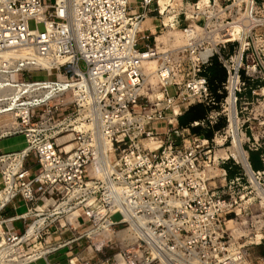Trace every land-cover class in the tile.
Segmentation results:
<instances>
[{
    "label": "built area",
    "instance_id": "2783aa9c",
    "mask_svg": "<svg viewBox=\"0 0 264 264\" xmlns=\"http://www.w3.org/2000/svg\"><path fill=\"white\" fill-rule=\"evenodd\" d=\"M133 1L139 13L131 10ZM165 1L161 10L159 0H0V110L11 115L4 124L13 120L0 138L25 140L20 151L0 152V212L16 197L27 206L16 217L23 233L8 229L1 249L37 257L43 248L37 254L32 249L57 222L64 244L84 240L92 252L70 254L68 264H252L224 226L236 198L210 186L219 144L196 135L177 144L170 138L177 128H168L175 123L169 114L176 119L194 105H216L203 75L213 57L227 72L222 88L235 103L238 54L228 59L220 49L236 41L226 36L232 22L225 18L232 9L241 15L243 5L245 13L247 4ZM151 12L161 27L180 28L182 48L169 42L160 50L165 45L156 38L147 42L150 36L139 27ZM30 21L42 28L30 29ZM151 61L162 105L142 109L144 68ZM51 71L62 82L46 86ZM37 72L47 79L34 80ZM168 86L175 87L173 95ZM212 119L191 127L209 128ZM219 170L225 180L226 171ZM120 241L125 246L113 251Z\"/></svg>",
    "mask_w": 264,
    "mask_h": 264
},
{
    "label": "rangeland",
    "instance_id": "374dc122",
    "mask_svg": "<svg viewBox=\"0 0 264 264\" xmlns=\"http://www.w3.org/2000/svg\"><path fill=\"white\" fill-rule=\"evenodd\" d=\"M240 1L246 2V0H239V2ZM247 1L251 5V12H253L252 0ZM254 2L255 9L253 14L249 17V30L247 33H244V38H242V40L237 39L236 41L228 43L225 45V48L220 49L221 54L225 57L227 56L226 58L228 59L230 57L234 59L238 54L235 58L236 62L238 56L242 52L241 50H244L241 65L238 69V90L235 94V103L232 102V94L227 99V94L225 93L222 99L219 102H216L217 104L211 109L212 111L209 110L207 112L206 116L212 115L213 119L211 120L212 123L208 124L209 130L207 134H210V136L208 137V135H206V138H215V142L219 145L222 143V140H226L223 147L219 145L214 146L215 161L210 168L209 174L210 176H213L210 177L209 182L214 191L224 198L229 196L236 198L235 207L230 212H226L223 215L225 229L237 245L245 246L246 258L249 262L252 264H264V171L257 173L251 172V170L249 171L240 160H237L236 162L235 158H233L235 160L231 159L232 153L235 152L238 146V143L235 142L233 136H236V139L238 140L240 139V147L246 155L247 163V150L264 149V0H254ZM166 3L165 0H162V2L159 3L161 10H164V5ZM231 3L232 2L230 1L229 4ZM133 7H135V5H133ZM243 9L244 5L241 14L244 13ZM234 11L235 9H232L231 15H227L225 21L233 23L241 16L237 15ZM168 17L169 14H166V16L162 18L165 24L168 22ZM28 25L30 29L42 28L40 24L35 25L33 21H30ZM154 38H156L158 44L165 45L162 49L160 46V50H165V48H167L166 45L169 42H171L172 47L176 49L185 44L180 33V28L171 30L160 26L156 29L155 36H151L150 40L147 42L151 44ZM143 44L144 42H140L139 46H143ZM242 45L243 48L240 50ZM238 60H240V57ZM215 61L219 62L218 56L215 58ZM147 65L156 66V63L152 62ZM80 68L83 70L82 67ZM242 73L244 74L245 79L240 78ZM51 76V80H60L58 75L56 77L54 76V72H51ZM32 77L34 80L39 81L47 79L42 72L32 73ZM147 90L149 91L148 94ZM147 90L145 89L146 94L144 93L143 97L140 99V108H159L162 105V90L155 79L154 85L148 86ZM167 91L170 95H173L175 87L168 86ZM226 99L228 104L226 103ZM232 111L234 112V119H232L231 116ZM4 112L5 111L0 110V116H8L10 114ZM168 118L173 119L172 117ZM234 126L237 129H235ZM173 127H176L177 129L170 132V138L171 140L177 141V144L180 143L179 141L181 139L184 140L192 136L189 129H181L177 125V122L173 125H169L168 128L170 129ZM3 131L5 132L6 130ZM4 132L0 133V135ZM1 140H3L5 146L4 148L3 145H0L1 152L4 153L20 151L25 147V140L22 135L11 136L5 139L0 138V141ZM229 154L231 156L230 159L225 160ZM226 165H231L235 176L241 178L238 181H235L234 184L230 185L229 183L231 180L229 179L228 171L225 170ZM219 169L226 171L224 177L225 180ZM216 171L218 172L216 173ZM13 203L17 205L18 200H14ZM32 220L33 218L30 219L27 224H30ZM112 220L115 222L119 221L120 215L113 216ZM58 226L59 224L56 222L49 228V234H52L53 237L58 236L60 233L59 231H63V229L57 230L56 228ZM81 232L82 229H78L77 231H74L73 236H78ZM124 234L125 232L123 231L122 236H124ZM63 235L67 236L68 232H63ZM81 241L85 246V241ZM125 244L126 241H120L118 244L114 243L112 246L113 251L123 248ZM29 249L25 248V252L28 253ZM15 250L17 249H1L0 244V264H30L33 260L38 258L34 257L36 255L27 257V254H22ZM113 251H105L104 255L108 256ZM90 256H92V252L89 250V256L87 255V257Z\"/></svg>",
    "mask_w": 264,
    "mask_h": 264
},
{
    "label": "crops",
    "instance_id": "0c3cea01",
    "mask_svg": "<svg viewBox=\"0 0 264 264\" xmlns=\"http://www.w3.org/2000/svg\"><path fill=\"white\" fill-rule=\"evenodd\" d=\"M161 2L162 0H160L159 3ZM133 5H135V7H133ZM130 8L134 13L135 12L139 13L141 11V9L139 8L138 4L135 1L132 2ZM143 22H146L145 27L143 29L145 31V34L149 35L150 37L155 36L156 29L160 27V23H161V20L157 15V13L155 12L149 13ZM148 86L145 85V88L148 89ZM168 117H171V115L169 114ZM177 118L176 119L173 118V119L177 122ZM0 145L4 146L3 140L0 141ZM0 152H1V147H0ZM14 200H18L17 205L12 203L0 212V240L2 239L3 233L6 232L8 229H13L16 233L19 234H22V232L24 231L23 222L21 220H18L16 217L24 214L27 210V206L21 201L19 197H16ZM69 236L70 235L68 234L65 237H69ZM83 244L84 243H82V241L64 244L60 240L59 236L53 237L52 234H49L48 231L44 235L43 243L41 245H36L32 249L37 254V251L43 248L41 250V254L37 256L38 258L33 260L30 264H68L67 259L70 254L76 255L79 258L87 257V255L89 256V250L86 248V245L84 246ZM45 250H47V252H43Z\"/></svg>",
    "mask_w": 264,
    "mask_h": 264
},
{
    "label": "trees",
    "instance_id": "16d2710c",
    "mask_svg": "<svg viewBox=\"0 0 264 264\" xmlns=\"http://www.w3.org/2000/svg\"><path fill=\"white\" fill-rule=\"evenodd\" d=\"M215 58L216 57L212 58L210 65L206 67L203 75L207 78L210 93L216 103L219 102L225 95L222 84L225 83L227 76L226 70L218 61H215ZM240 78L245 79L243 73L240 75ZM213 107L214 106H212V108ZM209 110L210 108L203 105H194L190 107L187 111H185L181 116L177 118L178 126L180 128L189 129L191 135L202 136L206 138L209 128H202L201 126L191 127V124L204 120ZM209 136L210 134L208 135V137ZM247 152L248 164L251 171L254 173L264 171V149L247 150ZM225 168V170L229 173L230 180L236 177L234 172L232 171L231 165H226Z\"/></svg>",
    "mask_w": 264,
    "mask_h": 264
},
{
    "label": "bare ground",
    "instance_id": "6f19581e",
    "mask_svg": "<svg viewBox=\"0 0 264 264\" xmlns=\"http://www.w3.org/2000/svg\"><path fill=\"white\" fill-rule=\"evenodd\" d=\"M202 3L203 4H205L206 3V0H202ZM246 4H247V7H246V11H245V13L244 14H241V16L238 18V19H236L235 20V22H233L230 26H229V28H228V30H227V33H226V36H228V37H232L231 38V40H237V39H241L242 40V38H244L243 37V35H244V33H247L248 32V28H249V25H248V23L250 22V16H251V14H252V12H251V10H250V8H251V5L248 3V1L246 0ZM251 22H252V20H251ZM145 23L146 22H142L141 23V25H140V27H139V29L140 30H143L144 29V27H145ZM242 34V35H241ZM244 43V42H243ZM185 45V44H184ZM243 46V45H242ZM180 48H182L183 47V45H182V47L181 46H179ZM179 48V49H180ZM242 51V50H241ZM210 52H211V49H208V50H206V52H205V54L204 55H209L210 54ZM242 53V52H241ZM240 53V54H241ZM239 57H240V55L238 56V58H237V62H236V60H235V67L236 68H238V66H240V63H241V59L240 60H238L239 59ZM239 61V62H238ZM151 62H155V61H151ZM151 62H148V63H146L145 64V68H144V75H145V85H154V79L156 80V78H155V76H154V74H153V72H154V70H155V67L156 66H153V65H147V64H149V63H151ZM52 72V71H51ZM58 75V74H57ZM52 77V76H51ZM51 77H50V79H49V81H46L45 82V84H46V86L48 85V84H50V83H52V81H54V79L53 80H51ZM60 77V76H59ZM157 81V80H156ZM57 82H62V77H60V80H58ZM145 85H144V89H143V93H145L146 94V92H145ZM44 87V88H47V87ZM147 90V89H146ZM16 90H10V92H12V93H14ZM148 90H147V94H148ZM233 102V101H232ZM230 104H231V102H230ZM232 108V107H231ZM2 111H4V110H2ZM4 113H7V112H4ZM8 114V113H7ZM231 116H232V119H234V112L232 111V114H231ZM9 117H11V115L9 114L8 116L7 115H3V116H0V133H2V132H4L3 130H8V129H10L11 128V124H13V120L12 119H9V122H8V124H4V120H2V119H5V120H8V118ZM171 121H173V119H170ZM234 124V123H233ZM234 128H235V126H234ZM235 129H237V128H235ZM233 138L235 139V142L236 143H238V146H237V148H236V150H235V152L234 153H232V158H235L234 160L237 162V160H240L244 165H245V167H247V169H248V164H247V161H246V155H245V153L242 151V149H241V147H240V139L238 140V139H236V136H233ZM69 147L67 146V149H68ZM249 170V169H248ZM218 171H216V173H217ZM37 225V223H35V224H33V225H30V229H29V231H28V235L29 236H31L32 235V233L35 231V226ZM2 246V245H1ZM3 249H6V250H14V248H3ZM16 252L18 251V250H15ZM20 252V251H19Z\"/></svg>",
    "mask_w": 264,
    "mask_h": 264
},
{
    "label": "water",
    "instance_id": "95a60500",
    "mask_svg": "<svg viewBox=\"0 0 264 264\" xmlns=\"http://www.w3.org/2000/svg\"><path fill=\"white\" fill-rule=\"evenodd\" d=\"M247 164H248V163H247ZM247 166H248V169H249V171H250L251 169H250L249 165H247ZM251 172H252V171H251Z\"/></svg>",
    "mask_w": 264,
    "mask_h": 264
}]
</instances>
